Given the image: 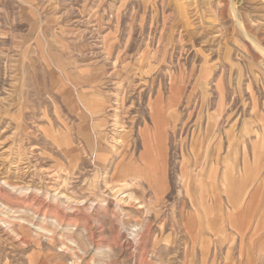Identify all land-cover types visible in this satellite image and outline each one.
<instances>
[{
  "label": "rangeland",
  "instance_id": "374dc122",
  "mask_svg": "<svg viewBox=\"0 0 264 264\" xmlns=\"http://www.w3.org/2000/svg\"><path fill=\"white\" fill-rule=\"evenodd\" d=\"M0 264H264V0L0 3Z\"/></svg>",
  "mask_w": 264,
  "mask_h": 264
},
{
  "label": "crops",
  "instance_id": "0c3cea01",
  "mask_svg": "<svg viewBox=\"0 0 264 264\" xmlns=\"http://www.w3.org/2000/svg\"><path fill=\"white\" fill-rule=\"evenodd\" d=\"M7 0H0V3L6 4ZM99 102H103L102 100ZM93 104H90V106H85L84 109L87 110V113L92 117H94L95 115H97L98 113L94 110ZM100 116V115H99ZM101 118V116H100ZM103 119L101 118V120L97 123V129L99 130H105V128H103V123H102ZM251 232L253 230H250ZM211 237L213 238V235L210 233ZM243 252V251H242Z\"/></svg>",
  "mask_w": 264,
  "mask_h": 264
},
{
  "label": "bare ground",
  "instance_id": "6f19581e",
  "mask_svg": "<svg viewBox=\"0 0 264 264\" xmlns=\"http://www.w3.org/2000/svg\"><path fill=\"white\" fill-rule=\"evenodd\" d=\"M121 132V131H120ZM100 140V139H99ZM101 141V140H100ZM101 143V142H100ZM99 144V143H98ZM98 150H100V148L98 149Z\"/></svg>",
  "mask_w": 264,
  "mask_h": 264
}]
</instances>
